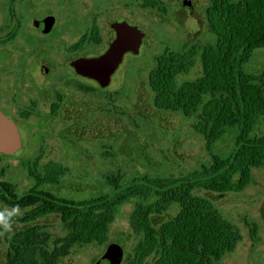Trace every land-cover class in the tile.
<instances>
[{
    "label": "trees",
    "instance_id": "trees-1",
    "mask_svg": "<svg viewBox=\"0 0 264 264\" xmlns=\"http://www.w3.org/2000/svg\"><path fill=\"white\" fill-rule=\"evenodd\" d=\"M201 1L207 32L216 40L161 53L148 83L158 111L193 120L194 130L211 153V164L187 177L129 179L118 169L105 177L108 193L83 201L41 190L44 183L57 184L68 174L69 169L59 165L44 177L33 174L36 186L24 196L5 182L0 199L13 208L28 207L16 220L57 214L67 229V236L53 243L43 238L39 227L19 233V243H11L15 253L8 264H56L76 246H104L111 226L129 204L135 242L126 264H221L237 249L242 240L239 230L197 192L242 193L251 185L253 171L264 168V134L257 132L264 123V71L244 70L254 52L264 50V0ZM141 6L165 12L161 0H144ZM195 70L199 71L195 78L183 80ZM231 129L238 136L224 158L213 150ZM171 212L172 217L162 219Z\"/></svg>",
    "mask_w": 264,
    "mask_h": 264
},
{
    "label": "rangeland",
    "instance_id": "rangeland-1",
    "mask_svg": "<svg viewBox=\"0 0 264 264\" xmlns=\"http://www.w3.org/2000/svg\"><path fill=\"white\" fill-rule=\"evenodd\" d=\"M127 1L24 0L20 6L22 11L20 14L23 16L21 23L25 29L21 39L24 40L27 47H31V50L26 51L25 49L23 51L26 54L14 55L13 50L20 42L17 40L18 42L8 45L10 51L0 52V67L2 66L4 75L24 70L23 65L30 53L38 57L49 55V52H40L38 47L60 50L66 45L61 37L63 31H58L59 26L48 36H40L34 30L29 29V20L32 17H43L46 13H55L60 17V20L64 21V32L68 28H74L80 32L92 24L95 19L106 15L109 18L107 17L102 23L106 39L107 33L110 32V22L115 17L119 18V14L124 15L123 8ZM161 1L165 5L166 15L156 9L142 7L143 0H132V8L128 11L130 19L127 21L145 33V38L140 54H127L120 69L113 76L111 89L114 88L116 92L123 91L116 96L117 114L114 121L112 118L110 120L108 115H101L92 124L85 125L83 130H79L77 127L80 123L79 118L75 121L77 134L81 137L82 134L85 136L83 147L91 152L92 158L65 160L67 155L65 149L67 152L71 150L72 154L76 152L74 147L69 145L75 139L69 135H65L62 140L65 149L57 134L49 140V145L45 148V157L38 163L37 171L46 175L47 168L50 163H53L51 160H54L55 165L68 166L71 170L70 175L65 177L58 187L52 188L54 193L77 201L91 199L95 194L106 193L109 186L103 183L104 179L97 175L99 170L106 169L110 164L116 170L121 169L129 179L145 175L184 177L203 164H211V153L205 148L204 140L194 130L193 120L183 119L177 114L164 113L154 107L147 77L149 71L155 66L156 57L166 48L180 51L192 42L198 41L204 44L210 43L216 38L207 32L201 0ZM184 1L190 2L191 7L183 6ZM122 5L123 8H121ZM14 9L12 0H0V17H4L5 22L11 19L10 12ZM11 23L10 21L9 25ZM7 25L8 23L5 24V28H7L5 34L8 33ZM244 70L249 73L264 71V50L255 51L249 63L244 66ZM198 73L199 71L195 70L183 80L193 79ZM73 74L70 68L62 67V69L54 71L48 78L52 81L60 78L74 79L71 78ZM4 82L5 85L8 84L7 77H4ZM96 94L104 97L109 95L107 91L99 88H96ZM102 104L104 102L93 104L91 100H85L84 106L90 105L91 108H99ZM84 106L81 108L83 109ZM86 109L85 107L83 110ZM83 110L82 112H84ZM25 124L20 123L22 141L26 148L23 157L15 159L0 155V170L6 172L4 180L14 184L17 182L21 187L17 188L18 191H23V188L30 186L25 173L32 166L31 161L37 147L47 142L48 136L41 129L36 128L35 130L32 125ZM146 124L162 129H156V135L149 134L143 129L146 127H142ZM257 132L264 134V123L261 124ZM111 136L115 137L117 153L113 163L103 157V150L91 149V144L103 139L109 140ZM237 136L238 132L231 129L216 145L213 152L224 158L228 157L233 150ZM104 145L109 146L110 142L102 141L100 146ZM89 176L90 178H88ZM94 176L96 179L91 180ZM198 194L210 199L221 215L234 225L242 236L237 249L233 253L227 254L221 264H264V168L253 171L252 183L242 193L216 195L200 191ZM6 210L5 207L1 212ZM131 210V204L125 206L121 215L111 226L109 240L104 246L92 244L89 247L76 248L75 252L62 264H95L96 259L104 253L107 247H110L116 254L123 251L125 253L124 261H127L135 242L129 227ZM173 212L162 219L172 217ZM41 223L50 225V230L54 235H61L58 216H49ZM5 251V248H0V263H2Z\"/></svg>",
    "mask_w": 264,
    "mask_h": 264
},
{
    "label": "flooded vegetation",
    "instance_id": "flooded-vegetation-1",
    "mask_svg": "<svg viewBox=\"0 0 264 264\" xmlns=\"http://www.w3.org/2000/svg\"><path fill=\"white\" fill-rule=\"evenodd\" d=\"M24 0H12L14 3L15 9L11 11V19L5 22L4 17H0V52H4L5 50H11L9 48V44L18 42L17 46L14 48V55L24 53L26 51L31 50V47H27L24 44V40L22 41L23 29L21 20L23 16L20 14L21 11V3ZM144 1V0H143ZM163 2V1H162ZM183 6L186 8L191 7V3L188 1H184ZM165 7V5H164ZM123 8V5L122 7ZM132 8V0H128L124 5V15H120L119 18L113 19L111 24L109 25L110 32H108V36L106 35V39L104 38L103 30H102V23L108 16L102 15L101 17L95 19L92 24H89L85 30H80L77 32L74 28H68L67 31L64 32V21L60 20V17L55 13H46L43 17H32L29 21L30 27L29 29L34 30L40 36H48L57 26H59L58 31L62 30L63 34L61 37L64 39L66 45L64 48L60 50H56L49 47H38L39 51L42 53L49 52V55H45L44 57H38L33 53L28 55L27 61L23 65L24 70L21 72H10L9 75L5 74L2 70V66L0 67V113L4 115L6 121H12L16 127L18 128L21 141V127L20 123L23 125H32L33 128L41 129L47 136V142L37 147L36 152L34 154V158L31 161L32 166L30 170L25 173L24 175L30 182V186L23 188V191H18L17 188H21L18 183L16 184L5 181L6 172L0 170V187L5 182L11 183L14 185L16 194L19 196H24L29 194L31 190L34 189L36 186V179L33 174L39 175L44 177L47 175L48 170L55 165L54 160H51L50 166L47 168L46 175H42L37 171V165L42 159L45 157V148L49 145V140L53 138L55 134H57L60 138V142L65 149V145L63 144L62 140L64 139L65 135H69L75 140H72L69 145L74 147L76 150L75 153H71V150L68 152L65 149L67 159H88L92 158V154L90 151L86 150L83 147L85 142V136L80 131L81 135H78V130H76L75 121L79 118V125H77L79 130H83L84 126L87 124H92L97 120L101 115H108L110 120L114 121L115 115L117 114V107H116V96L117 94H121V92H116L111 89L113 84V76L115 73L120 69L121 64L124 61V58L127 54L131 55H139L141 52V48L144 43V38L142 41V45L140 47V51L138 54H134L133 52H126L123 55L122 61L117 67V69L110 75L109 82L106 86H103L98 80L90 77H86L82 74H79L76 67L74 66L75 63L79 60H91L97 59L101 56L105 55L109 49L111 48L112 44L117 39V32L113 29V25L116 23H128L129 14L128 11ZM122 12V11H121ZM162 14L167 13L166 8L165 12H161ZM128 14V15H127ZM53 15V16H52ZM113 15V14H111ZM166 15V14H165ZM109 18V17H108ZM10 21L12 22L13 29L11 30V24L9 25ZM8 23V33L5 34L7 28H5V24ZM109 23V22H108ZM52 24V25H49ZM136 27V26H133ZM137 28V27H136ZM140 30V29H139ZM143 33V32H142ZM145 35V33H144ZM108 37V38H107ZM102 46V47H101ZM25 47V48H24ZM24 50V51H23ZM166 50H171L166 48ZM176 51V50H171ZM26 54V53H24ZM62 67H68L73 71V76L71 78L74 79H64L60 78L56 81L50 80L48 77H51L54 71L62 69ZM4 77L8 78V84L5 85ZM15 78V79H14ZM149 82V73L147 77V83ZM96 88H99L103 91H107L109 93L108 96H99L96 94ZM149 88V83H148ZM7 89V90H6ZM151 92V91H150ZM85 100H91L93 104L104 102L102 106L99 108H91L90 105L85 104ZM83 109L86 107L87 109L84 111ZM82 110L84 112H82ZM77 116V117H76ZM112 118V119H111ZM111 122V121H110ZM142 127L149 132V134L156 135V129L161 130L162 128L156 127L153 125H142ZM165 131V130H162ZM110 142V145L100 146L101 142ZM22 146L24 149L23 154L20 157H15L12 155H6L0 153V155L13 157L15 159H20L26 152V148L24 147L23 141ZM79 147V148H78ZM91 149H99L100 151L103 150L102 154L105 159H108L113 163L116 159L114 156L117 155L115 150V137L111 136L109 140H99L95 144H91ZM78 148V149H77ZM81 150V151H80ZM132 154V153H131ZM63 168H68V166H61ZM71 170L69 169L68 174L60 179L57 184L53 183H44L41 186V190H45L47 193L51 195L58 196L61 199L71 200L69 198L61 196L59 193H54L52 191L53 187H58L61 181L70 175ZM117 170L115 167H111V164L107 166L106 169L99 170L98 175L105 183L106 176H114ZM190 174V173H189ZM22 175V174H21ZM22 175V176H24ZM17 177V176H16ZM15 180L17 181V178ZM187 177V176H184ZM90 178V176L88 177ZM96 179L94 176L91 180ZM106 184V183H105ZM110 191V187L106 193ZM198 193V192H197ZM208 193V192H206ZM212 194V193H211ZM100 194H95L93 198L98 197ZM92 199V198H91ZM89 200V199H87ZM77 201V200H75ZM83 201V199L78 200ZM7 208L6 211H11L13 207L6 205L2 199H0V212L3 208ZM28 207H19V211L21 215L17 218L22 217ZM49 216H58L61 225V235L56 236L50 230V225L41 223L42 220ZM16 218V219H17ZM39 227L41 233H44L43 238L47 237L50 243H53L57 239L64 238L67 236V229L63 225L61 221V217L57 214H48L44 217L36 219L34 221L28 222H21L20 220H16L13 224V230L11 233L6 234L5 236L0 237V248H5L6 251L4 256L2 257V263L0 264H8L9 257L15 253L13 250V246L11 243H19L18 241V234L26 231L30 228H37ZM255 240V239H253ZM52 246V245H51ZM98 246V245H96ZM76 248H83L76 246L72 249L71 253L65 257H60L56 264H62L64 260L68 259L75 251ZM104 251L103 254L96 259L95 264L98 260L106 253L107 249ZM125 254V253H124ZM125 257V256H124ZM127 261H123L121 264H126Z\"/></svg>",
    "mask_w": 264,
    "mask_h": 264
},
{
    "label": "water",
    "instance_id": "water-1",
    "mask_svg": "<svg viewBox=\"0 0 264 264\" xmlns=\"http://www.w3.org/2000/svg\"><path fill=\"white\" fill-rule=\"evenodd\" d=\"M113 29L117 32V39L105 55L97 59L79 60L74 65L79 74L94 78L103 86L108 84L110 75L117 69L126 52L139 53L145 36L141 30L127 23H116ZM23 152L18 128L12 121H6L0 113V153L20 157ZM123 258V251L116 254L109 247L96 264H121Z\"/></svg>",
    "mask_w": 264,
    "mask_h": 264
},
{
    "label": "clouds",
    "instance_id": "clouds-1",
    "mask_svg": "<svg viewBox=\"0 0 264 264\" xmlns=\"http://www.w3.org/2000/svg\"><path fill=\"white\" fill-rule=\"evenodd\" d=\"M21 215L19 207H14L11 211L0 212V237L9 234L13 230L16 218Z\"/></svg>",
    "mask_w": 264,
    "mask_h": 264
}]
</instances>
